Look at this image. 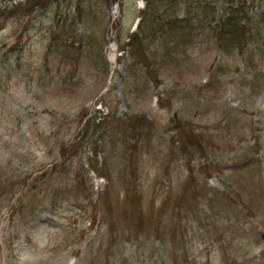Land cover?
I'll list each match as a JSON object with an SVG mask.
<instances>
[{
    "label": "rangeland",
    "instance_id": "obj_1",
    "mask_svg": "<svg viewBox=\"0 0 264 264\" xmlns=\"http://www.w3.org/2000/svg\"><path fill=\"white\" fill-rule=\"evenodd\" d=\"M112 2L0 0V264H264V0Z\"/></svg>",
    "mask_w": 264,
    "mask_h": 264
},
{
    "label": "trees",
    "instance_id": "obj_2",
    "mask_svg": "<svg viewBox=\"0 0 264 264\" xmlns=\"http://www.w3.org/2000/svg\"><path fill=\"white\" fill-rule=\"evenodd\" d=\"M229 19V21H231V22H235V21H232L233 20V17L232 16H230V17H228ZM230 22V23H231ZM235 32H237V30H235V31H233L232 32V30H231V32H228V34H230V39L229 38H226V40H227V42H229V40H231V42H233V43H235V47L238 49L239 48V52H240V54L241 53H243V50H244V48H245V46L247 45V43H246V39H245V37H244V32L245 31H243V29H238V33H237V35H238V39H235L234 37H233V34L235 33ZM132 40H136V38L135 37H133L132 38ZM71 44H72V47H75V48H73L74 50H76L77 51V45H76V43H74V42H70ZM76 60V59H75ZM76 62H77V60H76Z\"/></svg>",
    "mask_w": 264,
    "mask_h": 264
}]
</instances>
